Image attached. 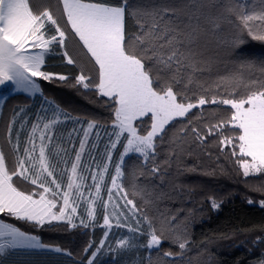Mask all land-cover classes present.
<instances>
[{"label": "snow or ice", "instance_id": "6c2138e0", "mask_svg": "<svg viewBox=\"0 0 264 264\" xmlns=\"http://www.w3.org/2000/svg\"><path fill=\"white\" fill-rule=\"evenodd\" d=\"M236 3L240 7L230 0L214 3L219 11L213 14L202 11L204 5L196 0L184 9L130 0H0V85L35 94L40 87L33 78L70 82L63 74L43 70L46 56L59 50L67 65L79 67L72 86L94 89L107 98L111 110V131L105 128L108 143L100 163L92 154L100 141L99 122L83 127L77 121L81 127L73 132L79 149L73 142L69 150L55 135L60 116L71 119L69 114L54 108L52 117L45 110L33 121L26 118V109L12 110L7 144L0 145V217L9 218L0 219V257L16 249L62 251L12 221L88 228L80 210L94 226L102 207L104 239L85 247V253L91 251L88 264H97L105 248L118 258L138 246L150 254L161 252L165 243L176 251H163L160 264H175L190 248L188 217L181 227L179 211L154 215L151 209L167 195L157 191L154 182L163 183L188 141L202 149L217 148L234 160L245 180L264 179V82L244 83L241 73L202 82L204 68L194 50L225 19L252 39L264 41V8L250 12L247 0ZM127 20L134 22L132 28ZM70 43L78 55L69 51ZM170 129L175 132L169 138ZM166 138L169 151L161 160ZM68 139L72 141V133ZM120 148L119 162L114 163ZM128 157H135L138 171L124 167ZM208 200L214 210L221 206L214 196ZM260 205L264 207V199ZM113 227H126L132 235H122L113 246L108 242ZM256 244L264 245V238L258 236ZM259 264H264V256Z\"/></svg>", "mask_w": 264, "mask_h": 264}, {"label": "trees", "instance_id": "16d2710c", "mask_svg": "<svg viewBox=\"0 0 264 264\" xmlns=\"http://www.w3.org/2000/svg\"><path fill=\"white\" fill-rule=\"evenodd\" d=\"M108 2L115 4L119 0ZM196 2L204 5L202 11L216 14L219 8L212 5H221L229 0ZM230 2L234 7H240L236 0ZM130 3H166L184 9L185 6L192 5L193 0H130ZM247 5L248 11H259L264 8V0H247ZM181 18L184 19L183 16ZM127 25L132 28L134 22L127 20ZM220 25L219 30H209L194 45L204 68L200 80L214 81L220 76L241 73L244 83L264 82V41L252 39L246 31L241 32L226 19L220 21ZM69 51L74 56L78 55V49L72 43L69 44ZM43 70L63 74L70 82L58 79L50 82L37 78L41 96L69 114L72 119L84 123L92 120L99 122L103 126L99 129L101 136H107L105 128L111 131V110L105 103L107 98H101L94 89L86 91L72 86L75 76L80 74L79 67L67 65L62 59V53L55 50L46 56ZM22 105H31V100L23 94L9 95L5 99L0 116L3 120L2 127L0 124V145L7 144L6 125L10 121L12 110ZM174 132L175 129H170L168 137H172ZM160 149L159 158L162 160L169 151L167 138ZM121 151L122 148L114 153V163L118 162ZM124 167L129 172L133 169L138 171L135 157L126 158ZM154 184L157 191H163L167 195L156 201L151 209L152 214L179 211L181 227L185 217H188L190 248L175 264H259L264 256V245L256 244L258 236L264 238V207L260 205V201L264 199V179L252 176L245 180L234 160L219 153L217 148L202 149L188 141L184 143V151L179 154V158L173 159L163 183L157 179ZM211 196L220 202L219 209L210 207L208 198ZM249 200L253 203L249 204ZM103 215L100 207L95 225L90 224L88 228L78 226L69 229L63 222L34 227L31 223L12 221L22 231L39 237L45 245L59 247L62 251L57 253L50 250L16 249L0 257V260L2 264H88L91 251L85 253L84 249L90 242L99 245L100 240L104 239L106 229L102 227ZM0 219L9 220L6 216ZM122 235L130 237L132 234L127 229L115 228L110 230L108 242L114 246ZM94 250L95 248L92 249ZM168 250L176 251L169 243L163 245L161 252L152 251L151 254L138 246L116 258L115 253L110 255L105 248L97 258V264H148L150 255L152 264H160L164 260L161 253Z\"/></svg>", "mask_w": 264, "mask_h": 264}, {"label": "rangeland", "instance_id": "374dc122", "mask_svg": "<svg viewBox=\"0 0 264 264\" xmlns=\"http://www.w3.org/2000/svg\"><path fill=\"white\" fill-rule=\"evenodd\" d=\"M54 2V0H53ZM38 78V77H37ZM37 78H33L34 80H36ZM13 94H23L25 96H27L30 100H31V105H22L19 108H23L26 109V118L28 119H32L33 121L35 120L36 115L39 114H45V110L46 111V115L49 117H52L53 111L52 109L54 108H58L55 104H53L50 100L44 98L41 96V92H37L35 94H30L27 92H23V91H14L12 89V87L9 86H2L0 85V116H1V112H2V106L4 104L5 99L9 96V95H13ZM62 111V110H61ZM63 112V111H62ZM11 119V116H9V120ZM60 123L56 126V130H55V135L57 137V143H60L61 141L64 144V147H66L67 149L71 150L73 147V142L75 143V147L77 149H79V140L77 138V135L75 132H73V129H79L81 127V123L83 124V127H87L88 122H81V123H77L76 119H66L63 115L60 116ZM0 124L1 127L3 125V120L2 118L0 119ZM17 127H19V125H17ZM29 130H30V125L28 126ZM69 133H72V141H69L68 137H69ZM82 135V133H81ZM92 139L93 141H95V133L92 134ZM13 140H15V135L13 134ZM108 143V137H102L100 134V141L98 142L97 145V149L92 150V154L94 156L97 157V162L100 163L104 160V148L105 145ZM74 155V154H73ZM84 160L86 163H90L91 162V157H89L87 154H85L84 156ZM119 162V160H118ZM61 167H63V165H61ZM89 183H91L90 179L88 181ZM110 183V181H109ZM104 198L107 199V194L106 192L104 193ZM103 209V208H102ZM83 215L85 216V222H88L89 225L91 224V222H89L87 220V214L86 212H83V210H80ZM103 214H104V210H103ZM104 217V215H103ZM64 223V222H63ZM76 223L79 224V219L76 220ZM103 224V222H102ZM114 224V221H113ZM112 229H115V227H113ZM111 229V230H112ZM124 229H127L126 227Z\"/></svg>", "mask_w": 264, "mask_h": 264}]
</instances>
